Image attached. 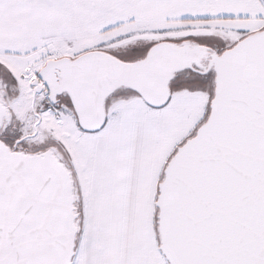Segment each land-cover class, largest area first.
<instances>
[{"label":"snow or ice","instance_id":"snow-or-ice-1","mask_svg":"<svg viewBox=\"0 0 264 264\" xmlns=\"http://www.w3.org/2000/svg\"><path fill=\"white\" fill-rule=\"evenodd\" d=\"M0 264H264V0H0Z\"/></svg>","mask_w":264,"mask_h":264}]
</instances>
